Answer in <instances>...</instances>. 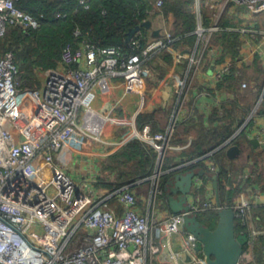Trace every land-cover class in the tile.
Masks as SVG:
<instances>
[{
	"label": "built area",
	"instance_id": "built-area-1",
	"mask_svg": "<svg viewBox=\"0 0 264 264\" xmlns=\"http://www.w3.org/2000/svg\"><path fill=\"white\" fill-rule=\"evenodd\" d=\"M224 3L241 4L252 13L264 14V0ZM161 4L162 0H157L155 8ZM10 26L27 30L37 26V21L17 6V0H0V37ZM218 28L217 22L205 27L199 19L198 42L205 47ZM81 34L79 29L74 31L75 41L62 46L57 65L45 69L42 81L34 85L21 80L13 49L0 52V264H154L163 250L159 228L165 226L168 232L176 226L182 229L179 214L164 219L156 214L157 199L162 194L161 161L170 147L179 120L176 116L164 132L152 135L141 134L133 121V133L139 139L150 144L161 142L158 164L150 176L153 187L146 214L136 209V196L127 185L114 191L123 207L119 213L102 206L103 199L85 192L62 167L47 182L32 175L29 167L37 157L50 163L56 151L74 145V134L80 130L78 111L81 106L89 107L85 95L91 86L122 77L128 89L142 95L141 78L151 71L145 62L149 53L165 46L164 40H174L168 29L142 52L123 54L115 46H97ZM132 43L138 45L135 39ZM181 56L178 53L176 58ZM200 58L201 54L195 62ZM187 86L183 87V99ZM26 99H30L29 104ZM252 205L244 201L235 206L237 219L249 225L251 241L264 233L250 223ZM192 207L200 211L216 209V204L211 199H197ZM185 237L187 260L207 264L204 255L193 250V235L185 232ZM170 254L166 261L188 264L185 258ZM236 264L244 263L240 259Z\"/></svg>",
	"mask_w": 264,
	"mask_h": 264
},
{
	"label": "crops",
	"instance_id": "crops-1",
	"mask_svg": "<svg viewBox=\"0 0 264 264\" xmlns=\"http://www.w3.org/2000/svg\"><path fill=\"white\" fill-rule=\"evenodd\" d=\"M193 5L198 13L196 29L199 19L203 22L201 10L209 17L205 27L214 22L219 26L206 46L202 41L198 42L196 35L195 42L191 46L184 43L181 51L171 46L169 51L157 48L150 57V74L141 78L142 95L128 89L122 77L104 79L91 86L85 95L89 107L81 106L78 111L80 130L74 134V145L56 151L54 161L50 163L37 157L29 169L37 180L47 182L57 168L62 167L85 192H91L97 200L103 199L102 206L105 204L121 213L122 204L114 194L119 187L108 185L116 171L107 164L112 165V154L131 138H138L133 133V121L141 134L152 135L164 132L175 116L179 119L170 137V147L166 148L162 158V171L170 172L164 177V189L166 179L173 174L190 168L203 169L200 165L191 167L199 159L195 156L193 138L199 128H212L222 123L220 118L227 115V122L229 118L234 123L240 119L242 122L226 141L212 150L216 151V159L207 157L208 153L204 163L210 168L214 166L211 175L217 174L221 204L235 207L244 201L252 202L250 223L264 229V14L252 13L241 4H225L224 0H193ZM151 21L149 42L163 37L165 31L174 26L175 17L172 13L157 14ZM178 53L182 56L176 58ZM199 54L201 58L195 62ZM37 75L40 83L43 75L40 76V72ZM224 76L229 78L223 82ZM25 102L29 104L30 99ZM189 115L190 121L183 122ZM172 136L176 142H171ZM232 144L239 146L240 152L230 157L227 149ZM150 145L156 150L158 161L161 142ZM163 162H166L165 169ZM220 171L222 174L218 176ZM211 175L204 173L197 177L198 186L188 195L192 204L197 199L215 202ZM150 176L125 184L135 194L136 209L142 214L149 211L153 187ZM106 178H110L107 183ZM208 211L204 209L198 213L205 218ZM156 214L159 219L175 215L165 195L157 199ZM166 230L165 226L158 230L163 250L154 264H173L165 259L170 253L191 264L187 260L188 250L183 245L185 231L177 226L170 232ZM258 237L259 234L254 239ZM250 251L253 254L252 248ZM250 261L254 264L255 259Z\"/></svg>",
	"mask_w": 264,
	"mask_h": 264
},
{
	"label": "trees",
	"instance_id": "trees-1",
	"mask_svg": "<svg viewBox=\"0 0 264 264\" xmlns=\"http://www.w3.org/2000/svg\"><path fill=\"white\" fill-rule=\"evenodd\" d=\"M156 1L17 0V6L29 13L37 21V26L27 30L18 26H10L6 34L0 37V52L9 48L13 49L15 61L20 69L21 80L25 85H34L39 82L38 72L57 65L62 46L66 42L75 41L74 31L76 29L81 31L83 38L97 46H115L123 54H130L142 52V49L149 43V32L146 27H141L133 34L130 41H127L126 36L131 27L139 24L142 20H152L157 14L172 13L175 17L174 26L171 28L174 40H164L166 45L158 49L169 51L168 45H170L175 50L181 51L184 43L191 46L196 39L195 30L198 18L193 0H162L158 9L155 8ZM201 15L202 23L205 26L208 24L209 17L204 16L202 10ZM134 39L138 41V45L132 43ZM154 52L156 50L150 52L145 61L148 65H151L150 57ZM228 78L224 76L223 82ZM191 115L187 119H183V122H189ZM226 117L227 115H223V118H220L223 119L222 123L214 125L212 128L198 129L199 132L193 138V142L195 156L199 159L191 167L200 165L207 175H211L215 171L204 163V158L216 159V151L212 152V150L226 141L235 127L242 122L240 119L238 123H234V120H230L231 118L227 122ZM171 142H176L174 136H172ZM208 153L210 155H207ZM111 158L113 159H111L112 165L110 164L108 167H112L116 171V176L112 179L106 178L105 183L110 179L108 185L111 188H118L150 175L156 160V150L150 144L133 137L112 154ZM130 161H134V166L129 171L124 167ZM165 164L163 162V169H165ZM221 174L222 171L218 173V176ZM162 176L160 185L164 194L162 183L165 182L164 177H167L168 173ZM220 188L223 189V187ZM204 216L205 218H202L199 215L204 222L212 225L211 221H214L215 224L216 209H209ZM248 226L240 219L236 220L237 231L248 233ZM250 243L253 244L250 245ZM252 245L253 247H251ZM251 248L253 254H250V252L252 253ZM198 252L202 254V252ZM252 259H256L258 262L264 261V234H259V237L255 238L253 242L249 240L241 257L244 264H252L250 261Z\"/></svg>",
	"mask_w": 264,
	"mask_h": 264
},
{
	"label": "water",
	"instance_id": "water-1",
	"mask_svg": "<svg viewBox=\"0 0 264 264\" xmlns=\"http://www.w3.org/2000/svg\"><path fill=\"white\" fill-rule=\"evenodd\" d=\"M151 19L142 20L139 24L128 30L126 40L130 41L133 34L141 27L150 28ZM157 34V30L153 31ZM254 142V140H253ZM230 157L239 154L240 148L232 144L227 149ZM170 172L162 171V175ZM205 171L190 168L187 171L178 172L166 179L164 195L170 209L181 216V228L193 235L194 250L200 251L205 257L207 264H236L242 257L249 242L246 231H237L236 209L231 205H223L218 193L217 174H212L213 188L216 193L215 204L217 219L214 225H210L199 217L198 211L194 210L188 195L197 185L198 176ZM189 258V257H188Z\"/></svg>",
	"mask_w": 264,
	"mask_h": 264
},
{
	"label": "rangeland",
	"instance_id": "rangeland-1",
	"mask_svg": "<svg viewBox=\"0 0 264 264\" xmlns=\"http://www.w3.org/2000/svg\"><path fill=\"white\" fill-rule=\"evenodd\" d=\"M41 75H42V73H41V71H40V76H41ZM27 85H28V84H27ZM157 158H158V156H157ZM133 162H134V161H131V162H129L128 164H126V166L124 167V169L130 171V169H132L133 166H134V163H133ZM161 164H162V161H161ZM107 165H110V162H109ZM156 165H157V159L155 160V163H154V166H153V170H152V172H151V175L155 172V170H156ZM43 182H45V181H43ZM162 195H164L163 192H162V194L160 193L159 196H162ZM211 224L213 225V224H214V221H211ZM255 262H258V260L255 261ZM254 264H255V263H254Z\"/></svg>",
	"mask_w": 264,
	"mask_h": 264
}]
</instances>
